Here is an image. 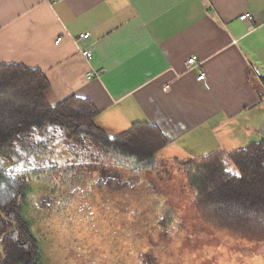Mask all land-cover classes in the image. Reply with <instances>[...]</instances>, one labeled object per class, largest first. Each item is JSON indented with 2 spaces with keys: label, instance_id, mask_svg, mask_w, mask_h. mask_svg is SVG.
Here are the masks:
<instances>
[{
  "label": "crops",
  "instance_id": "0c3cea01",
  "mask_svg": "<svg viewBox=\"0 0 264 264\" xmlns=\"http://www.w3.org/2000/svg\"><path fill=\"white\" fill-rule=\"evenodd\" d=\"M248 13L254 26L240 19ZM192 56L199 69L187 68ZM7 66L45 75L52 107L90 101L109 138L148 124L167 142L162 155L201 150L178 161L264 140V0H0V68ZM42 132L41 146L60 140L66 157L84 165L68 167L80 174L77 184L121 208L122 179L135 175L121 158L87 142L75 148L55 127ZM41 151L32 156L39 172Z\"/></svg>",
  "mask_w": 264,
  "mask_h": 264
},
{
  "label": "trees",
  "instance_id": "16d2710c",
  "mask_svg": "<svg viewBox=\"0 0 264 264\" xmlns=\"http://www.w3.org/2000/svg\"><path fill=\"white\" fill-rule=\"evenodd\" d=\"M48 88L40 72L0 68V211L6 218L0 215V264H43L24 215L33 194L24 173L39 171L32 156L43 149L37 138L48 127L64 132L75 148L87 142L121 158L123 171L135 174L122 179L121 208L114 212L133 220L121 234L133 240L138 264H187L176 246L181 232L188 231L145 174L156 168V156L167 145L163 135L151 125L136 124L109 138L96 126L98 112L90 101L72 97L52 107L45 97ZM184 167L193 207L205 227L248 246L264 245V140L187 160Z\"/></svg>",
  "mask_w": 264,
  "mask_h": 264
},
{
  "label": "rangeland",
  "instance_id": "374dc122",
  "mask_svg": "<svg viewBox=\"0 0 264 264\" xmlns=\"http://www.w3.org/2000/svg\"><path fill=\"white\" fill-rule=\"evenodd\" d=\"M60 144L56 140L53 147L43 146L41 153L46 158L38 166L42 171L24 173L33 186L24 215L38 239L42 263L138 264L134 260L133 240L121 234V228L133 220L118 217L110 205H102L98 194L77 184L76 176L80 174L69 172L68 167L83 172L84 165L69 160L65 155L69 150ZM59 146L60 155L50 162ZM195 147L198 146L168 150L165 155L159 153L156 168L145 173L167 199L166 204L177 211L188 231V235L186 230L181 232L177 252L184 255L187 264H264V245L254 247L236 242L228 235L213 232L199 219L187 186L185 161H178L185 156L197 157L201 150ZM70 183L74 188L68 187Z\"/></svg>",
  "mask_w": 264,
  "mask_h": 264
},
{
  "label": "built area",
  "instance_id": "2783aa9c",
  "mask_svg": "<svg viewBox=\"0 0 264 264\" xmlns=\"http://www.w3.org/2000/svg\"><path fill=\"white\" fill-rule=\"evenodd\" d=\"M240 19L242 21L250 22L253 26H254V23L256 21L255 17L252 14H249V13L241 16ZM89 36H90L89 34H84L81 37L82 38H89ZM59 42H60V40L57 41V43H59ZM83 54L86 57H91V55H92V53L90 51H88V50H85L83 52ZM186 66H187V68L189 70L199 69L200 68V62H199V60H198V58L196 56H192V57L188 58V60L186 62ZM94 75H95V73L91 74V77H93ZM206 79H207L206 73L204 71L200 70V74L198 75L197 80L199 82H205Z\"/></svg>",
  "mask_w": 264,
  "mask_h": 264
},
{
  "label": "water",
  "instance_id": "95a60500",
  "mask_svg": "<svg viewBox=\"0 0 264 264\" xmlns=\"http://www.w3.org/2000/svg\"><path fill=\"white\" fill-rule=\"evenodd\" d=\"M0 215L2 216V218L5 220L6 218L3 216V214L1 213V211H0ZM16 232V227L12 230V231H10V232H8L6 235H4V240L7 238V236L8 235H11V234H13V233H15ZM2 258L4 257V251H2Z\"/></svg>",
  "mask_w": 264,
  "mask_h": 264
}]
</instances>
